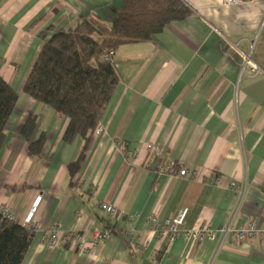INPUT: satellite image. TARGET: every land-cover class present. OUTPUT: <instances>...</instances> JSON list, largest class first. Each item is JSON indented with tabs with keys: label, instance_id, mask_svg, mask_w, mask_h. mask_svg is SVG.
<instances>
[{
	"label": "crops",
	"instance_id": "obj_1",
	"mask_svg": "<svg viewBox=\"0 0 264 264\" xmlns=\"http://www.w3.org/2000/svg\"><path fill=\"white\" fill-rule=\"evenodd\" d=\"M184 1L187 17L116 50L121 80L101 119L103 131L94 133L72 179L68 164L82 139L67 142L69 117L23 86L42 31L111 21L124 0H0V74L18 92L0 154V207L19 221L43 196L40 227L21 264H264L258 234L243 243L232 237L221 243L219 235L170 241L149 229L152 214L173 217L185 206L188 230L250 220L264 227V0ZM31 113L38 116L32 138L46 134L38 156L28 154L21 134ZM160 158L174 171L153 168ZM186 164L193 178L178 176ZM104 201L117 207L116 216L101 208ZM55 222L64 234L87 230L88 241L94 229L112 235L87 252L71 241L53 247L42 235Z\"/></svg>",
	"mask_w": 264,
	"mask_h": 264
},
{
	"label": "trees",
	"instance_id": "obj_2",
	"mask_svg": "<svg viewBox=\"0 0 264 264\" xmlns=\"http://www.w3.org/2000/svg\"><path fill=\"white\" fill-rule=\"evenodd\" d=\"M190 13L184 0H124L111 21L92 18L73 28L54 31L49 26L40 33L44 43L23 90L57 115L69 117L67 142L82 139L78 155L68 164L72 179L83 168L95 129L121 80L116 50L123 44L148 41ZM111 52L112 58L105 59ZM17 99L16 89L0 74V154L7 145V122ZM37 117L29 114L21 130L29 141L30 156L40 155L46 141L44 132L32 138ZM33 236L28 227L0 212V264H21Z\"/></svg>",
	"mask_w": 264,
	"mask_h": 264
},
{
	"label": "built area",
	"instance_id": "obj_3",
	"mask_svg": "<svg viewBox=\"0 0 264 264\" xmlns=\"http://www.w3.org/2000/svg\"><path fill=\"white\" fill-rule=\"evenodd\" d=\"M225 4H236L242 2L243 0H223ZM113 52L108 55H105V59H110L113 56ZM103 131L102 124H98L95 129V134H99ZM148 147L150 149L153 148L152 144H149ZM153 168L158 171H168L173 172L174 168L171 166H165L164 162L160 159L156 160L153 164ZM196 171L193 167H189V165H182L180 169H178V176L193 178L195 176ZM231 186L237 190H239V186L235 182H231ZM241 190V189H240ZM42 194L38 193L28 211L23 216L19 222L28 227L31 231L35 233V231L39 230L40 224L37 219V213L42 201ZM101 208L110 214L111 216H116L118 210L117 207L113 203L102 202ZM0 212L2 214L12 220L18 221L16 215L9 209L7 206H1ZM189 213V208L187 206L182 207L178 210L175 216L173 217H161L158 214H152L148 219L149 229L154 231L158 235L166 236L170 241H175L180 236L185 237H194L197 240H202L205 236H209L211 238H215L217 235L220 236V241L223 243L228 237H232L236 242L243 243L247 241L249 238L258 234L261 238L264 239V227H261L256 220H250L245 224L234 225V223L228 222L227 224L220 226L218 228H212L209 225H203L193 230H188L185 228V222L187 215ZM134 216H130L132 219ZM131 230V234H132ZM88 231H75L68 234H64L62 232V227L59 222H55L50 228L45 229L42 235V241L46 242L50 246L56 247L60 245H65L67 242L71 241V244L75 248V250L80 252H87L92 247L98 245L105 239L109 238L112 235V230L108 228L94 229L92 230V239L91 241L87 240ZM142 234L138 235L136 242L138 243L139 248H144L146 244L142 239Z\"/></svg>",
	"mask_w": 264,
	"mask_h": 264
}]
</instances>
